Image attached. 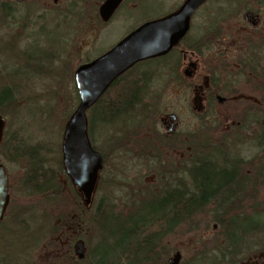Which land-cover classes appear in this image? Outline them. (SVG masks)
Returning a JSON list of instances; mask_svg holds the SVG:
<instances>
[{"label":"rangeland","instance_id":"374dc122","mask_svg":"<svg viewBox=\"0 0 264 264\" xmlns=\"http://www.w3.org/2000/svg\"><path fill=\"white\" fill-rule=\"evenodd\" d=\"M28 1L34 3H22L15 7L16 17L21 19V16L27 15L33 20V24H28L25 31L21 29V26L8 23L9 20L4 16L6 11L0 5V102L13 105L12 109H0V115L5 120L3 142L0 145V163L9 174L14 199L11 204L13 229L9 236L5 234L6 241L10 242V249L8 251L0 245V259H5V262L10 264H35L34 262H37L36 264H73L74 261L67 255L69 248L72 249L70 252L73 254V245L78 239L75 237L82 238L86 252L92 249L98 250L105 235L101 228L106 217L112 212L122 215L128 212L134 214L149 212L148 206L154 203V194L166 188L159 183L168 176L167 167L164 166L158 170V166L155 165L154 173L152 172L151 163L146 161V157L151 152L154 153L153 150L144 151L139 147L130 149L129 145L114 147L113 143L122 138L124 132L119 128L95 126L90 140L93 146L105 155V163L89 208L87 212H83L86 219L83 222H75L73 219L60 220L58 231L63 232L55 233L56 224L54 223H56L57 214L63 215L70 212L71 215L72 210L79 209L73 202V188L67 182L64 183L65 178L60 168L64 126L78 104L73 79L74 70L79 64L102 54L142 22L175 10L183 0H154V2L143 0V5L141 4L138 8H132L125 3L115 11L106 24L91 21L92 15L98 14V6L95 9L92 4L95 0L91 3V0H86L83 6L73 9L71 17L66 20H63L64 12L61 10L65 5L63 0H59L58 4H55L53 0ZM231 1L233 0H208L205 5L198 7L192 16L188 32L190 40L196 39L204 20L208 22L215 20L223 27L221 35L225 37V40L216 47V53L219 50L224 52L225 48L227 53L223 56L222 62L215 63L219 66L217 71L219 77H223L225 65L234 60L240 61L243 59L241 57L249 56L251 53L246 34L249 27L242 17L246 8H251L253 11L260 9L261 28H264V0H246L247 4L241 0L237 2L238 5L231 4ZM258 1L262 2L258 3ZM220 12L224 14L221 15ZM43 13L45 16L42 22L40 15ZM42 26L43 30L40 31ZM210 35L212 36V33ZM254 36L256 37L257 34ZM258 53L261 55L258 57L260 64L264 66V49L259 50ZM51 54L57 56L56 59L48 60V55ZM208 54L214 56L212 51H208ZM203 58L187 53V59L181 64L180 73L182 74L181 71L188 60L200 61ZM236 66L238 65L234 64L228 70L232 71ZM158 70H154L150 88L153 92L147 99L149 100L147 102L154 104L156 129L161 134L167 132L162 118L169 113L177 115L180 121L176 134L164 139L167 145H160L162 150L160 156L165 165L171 159L174 160L173 163L181 159V153L173 150L175 147L173 142L177 137L182 136V133L196 134L201 126H204V131L206 132L207 128L208 132H203L202 137H198V141L213 142L221 135L220 131L225 128V123L235 118L242 110L244 103L230 100V103L219 104L215 101L201 114H197L191 106L193 78L183 76L179 84H170L167 83L169 81L167 72L160 71L159 74ZM6 86L16 88L14 96L12 90L7 89ZM53 89H58L54 97L51 92ZM255 94L258 95L259 91L256 90ZM88 115H90L89 112ZM127 134H131L135 140L141 136L133 130ZM31 146H37L39 151L30 149ZM253 146L242 144L232 153L252 156L257 152ZM16 147H25L21 149L25 150L24 155L16 154ZM32 165H39V167ZM41 170L48 176L51 175L54 183L61 184V192L52 191L54 197L56 193L57 201H59L58 210L48 199L43 201L42 198L39 199V194H33L28 182L26 183L27 177L34 180L39 174L41 175ZM143 199L146 200L145 206L140 205ZM16 200L20 210L16 208ZM243 203L245 211L249 212L251 208L247 206L248 203L246 201ZM209 208L205 214L197 216L195 222L182 225L158 242L162 250L161 258L164 261L173 257L178 251L180 253L178 264H209L206 260L202 261L203 252H211V248L223 240L220 229L210 220ZM97 209L100 211L97 214L98 220H95V227L92 226L91 219ZM17 215L19 217L15 223ZM116 224L113 223L114 226L119 225ZM67 225L71 226L69 232L66 230ZM22 227L28 228L26 234L21 232ZM5 237L1 240L5 241ZM259 239V235H251L248 238L251 243L246 242L248 244L244 248L245 251L248 247L253 248V242L256 249L261 251L264 241ZM54 241L60 243L58 251L55 248L56 244L52 243ZM7 252L8 255H6ZM55 254L59 255L56 260H54ZM252 255V252L247 253L239 264L264 262V257L260 256L258 261L252 258ZM218 264L225 263L218 262Z\"/></svg>","mask_w":264,"mask_h":264},{"label":"trees","instance_id":"16d2710c","mask_svg":"<svg viewBox=\"0 0 264 264\" xmlns=\"http://www.w3.org/2000/svg\"><path fill=\"white\" fill-rule=\"evenodd\" d=\"M238 1L241 0H233L231 3ZM243 1L247 4L246 0ZM140 2V6L141 4L143 5V0H140ZM258 2L261 3L262 1ZM19 4L22 3L13 1L0 2L1 7L6 11L4 16L9 20L8 23L18 27L21 26V29L25 31L28 24H33V20L27 15L21 16L22 20L16 17L17 9L15 7ZM27 4L31 3L28 2ZM61 10L64 12L63 20L71 17L70 15H72L73 9L63 8ZM224 11L226 12L227 10L225 9ZM220 14L223 15L224 13L220 12ZM44 16V13L40 15L42 22ZM92 16L90 18L92 17L91 21L93 23H103L98 14ZM210 16L212 17V15ZM42 30L43 26L40 31ZM179 43L180 46L178 47L190 50L197 57L201 58L200 34L196 39L190 40L189 34L187 33ZM51 55H48V60L56 59L57 56ZM181 61V54L177 52V49L176 51L173 49L164 55L139 61L121 74L109 85L95 104L86 111L89 137L93 136L95 126H100L101 128H119L124 134L122 138L117 139L113 143L114 147L129 145L128 147L130 149L139 147L144 151L147 149L153 150L154 153L151 152L146 157V161L152 163V158L154 157V164H157L158 170L163 166L167 167L168 176L165 179L171 177V172L168 168L172 164H175L172 162L174 160L171 159L170 162L168 161L164 165L162 156H160L162 155L160 145H167L164 139L166 137H173L176 133L166 132L165 134H161L158 132L154 119V104L147 102L149 101L147 99L150 98L149 95L153 92L150 88L152 87L154 70L159 69L157 71L158 73L160 71L167 72L166 76L169 75L168 80L170 81L167 83L179 84V80L184 76L179 70ZM153 64L155 69H153ZM194 82H198V78ZM7 89L12 90L14 96V89L16 88L8 87ZM57 90L53 89L51 91L53 97L56 95ZM151 101L153 102V100ZM12 106V104L0 102V109H12ZM88 112L90 115H88ZM194 112L201 114L196 111ZM257 123L260 124L259 118L257 119ZM203 127L201 126L196 134L182 133V136H176V141L173 142V146L175 145L173 148L174 151H185L184 157L178 161L188 164L185 172L187 184L184 192L187 195V199H182L181 194L183 192L181 189L183 188L180 187L181 189L178 188V190L176 188L173 193L166 192L164 194L169 195V199L161 197L163 192L160 191L157 194L158 196H156L158 200L156 199L157 201L155 203L148 206L149 212L145 214L128 212V214L122 215L112 212L102 224L103 229L101 228V231L105 235L103 236L104 239L100 242L101 246H99L98 250L94 251L92 249L86 252L85 248L84 257L78 258L74 251V245L73 254L70 252L72 249L69 248L67 257H70L74 261L73 264H169L168 260L164 261L161 258L162 250L158 242L182 225H190V222H195L196 217L205 214L207 208L211 205L214 206L208 210L211 213L210 220L216 223V226L220 229L223 240L218 245L213 246L210 250L211 252H203L201 256L203 258L202 261L206 260L209 264H218V262L239 264L241 260H244L246 254L251 252L253 254L252 258L258 261L260 256L264 257V247L261 251H258L255 242L252 243V249L250 247L246 251L244 249L246 244H248L246 242L251 243L250 240L248 241V238L253 234L259 235V240L264 241V138L255 136L254 139L249 138L247 140L242 139L244 141H239V138L236 139V137H226L224 143H221L219 136L213 142L207 140L208 142L204 141L201 143L198 141V137H202L201 134L203 132H208L207 128L205 132ZM132 130L134 133L137 131V134L141 135L139 139L135 140L131 134H127ZM196 143L199 144L197 145ZM242 144L254 145L253 147H255L257 152L252 156H243L241 153L238 154L236 152L232 153L235 148L240 147ZM18 145L21 146L20 144ZM31 147L30 149L39 151L37 146ZM22 148L16 147L15 153L24 155L25 150H21ZM101 154L103 156V162L105 163V155L102 152ZM221 165L223 169L220 170ZM32 166L39 167V165ZM243 167H251L253 174H247ZM60 168L65 178L64 183L67 182L73 188V202L79 209L72 210L73 214L71 215L70 212H66L63 215L58 213L56 223H54L56 224L54 227L55 233L63 232L62 230L58 231L60 229V220L70 221L73 219L75 222L85 221L86 218L83 216V212H87L90 205L84 203L83 198L77 192L69 176L65 173L62 162ZM32 174L35 177V172ZM27 182L33 194H39V199L42 198L43 201L48 199L58 210L59 201H57L56 193L55 198L52 191L61 192V184L54 183L53 177L51 175L48 176L42 170L41 175L39 174L34 180L27 177ZM222 194L223 196H221ZM230 194L233 197L229 198L225 196ZM242 195L248 197L246 202L248 203L247 206L251 208L249 212H246L244 209V201H241V199L234 200V198L238 196L242 197ZM145 201L143 199L140 205L145 206ZM15 204L16 208L20 210V205L18 206L19 203L17 200ZM99 211L100 209H97L91 219L92 226L96 227L95 220H98L97 214ZM18 217L19 215L16 216L15 223ZM114 222L119 225L114 226ZM66 227L67 232H69L71 226L67 225ZM20 230H23L21 232L25 234L28 232V228L22 227ZM3 237H5V234ZM75 238L79 239V236ZM4 240L6 242L7 238L5 237ZM52 243H55V241ZM55 244V248L58 251L60 249V243L56 242ZM257 253L259 255L256 256ZM58 256L55 254L54 257L56 258L54 260L58 259ZM34 263L36 264L37 262ZM260 264H264V262Z\"/></svg>","mask_w":264,"mask_h":264},{"label":"water","instance_id":"95a60500","mask_svg":"<svg viewBox=\"0 0 264 264\" xmlns=\"http://www.w3.org/2000/svg\"><path fill=\"white\" fill-rule=\"evenodd\" d=\"M11 0H0L6 2ZM21 2L24 0H15ZM205 0H183L175 10L150 20H146L127 33L116 44L101 55L79 64L73 73L78 104L65 123L61 155L65 173L76 187L77 192L89 205L95 191L98 175L103 167V156L96 149L88 134L86 111L101 97L109 85L121 74L139 61L168 53L188 32L192 16ZM121 0H105L98 9L103 21L108 20ZM190 62L189 67H195ZM190 74V71L188 73ZM208 86L206 76L201 84L192 89L191 106L196 112H203V88ZM171 132L178 123V117L169 113ZM5 120L0 115V142L3 138ZM8 176L0 164V221L8 203ZM74 251L78 258L84 257V241L77 239ZM180 253L176 251L168 261L178 264Z\"/></svg>","mask_w":264,"mask_h":264},{"label":"flooded vegetation","instance_id":"af4514ba","mask_svg":"<svg viewBox=\"0 0 264 264\" xmlns=\"http://www.w3.org/2000/svg\"><path fill=\"white\" fill-rule=\"evenodd\" d=\"M13 2H17L15 0H11ZM86 0H63L64 8H71L76 9L79 6H83L84 2ZM93 0L90 1V3ZM105 0H95L92 2L94 4L95 9L98 6H101V4ZM154 2V0H152ZM208 0H205L203 4L205 5ZM28 3V0H24L18 3ZM55 4H58L59 0H53ZM34 3V2H30ZM129 4L132 8H138L140 6V0H121V2L118 4L115 11L123 4ZM259 3V2H258ZM231 4L238 5L239 3L233 2ZM235 7V5L233 6ZM85 9V8H83ZM224 9V8H223ZM115 11L112 13L111 17L103 21L101 24L108 23L112 16L114 15ZM99 15V14H98ZM100 17V16H99ZM243 19L248 24V29L246 31V34L248 35V43L250 46V55L249 56H243L240 61L235 60L233 62L228 63L225 65V71L223 77H219L217 75L218 71V65L215 63H220L223 61V56L225 53H227V48H225V51L219 50L218 53H216V47L222 44V42L225 40V37L221 35V31L223 30L222 26L217 24V22L214 21H206L201 24V32H200V39H201V51L203 58L202 60H188V62L185 64L184 68L182 69V74L185 76V78H193V80L198 78V82L192 83V89L194 86L201 84L202 79L206 76V80L208 82V86L203 88L204 93V105L205 109L208 106H212V104L217 101L219 104L223 103H230V100L240 101L244 103V106L242 110L237 114V116L233 119H230L229 122L225 123V128L221 129L220 133V139L221 143H224L226 137L233 138L236 137V139L239 138V141H244L247 139H254L255 136L264 138V66H261L260 60L258 57H261V55L258 53L259 50L264 49V39L262 37L264 36V28H261L262 24V17L260 9H257L255 11L251 10V8H246V11L242 14ZM220 20V19H219ZM222 20V19H221ZM216 23V24H215ZM211 24V25H210ZM191 26V23H190ZM134 29V28H133ZM132 29V30H133ZM190 29V28H189ZM189 32V30H188ZM187 32V33H188ZM212 33V36L210 35ZM218 34V35H214ZM257 34L255 37L254 35ZM126 35V34H125ZM222 36V37H221ZM123 38V37H122ZM228 38H226L227 40ZM228 41V40H227ZM181 43V42H180ZM180 43L178 42L176 46L171 50L177 49V52L181 54L182 61H185L187 59V53H191L193 55L194 53L190 50L178 47L180 46ZM116 44V43H115ZM114 45V44H113ZM112 45V46H113ZM111 46V47H112ZM110 47V48H111ZM109 49V48H108ZM107 49V50H108ZM105 50V51H107ZM104 51V52H105ZM208 51H212L214 56H209ZM103 52V53H104ZM101 55V54H100ZM219 57V58H218ZM96 58V57H94ZM93 59V58H92ZM89 59V60H92ZM236 59V57H235ZM87 60V61H89ZM85 61V62H87ZM190 62H195V67H189ZM84 63V62H83ZM201 63V64H200ZM234 64H237L235 68H233L232 71L228 70V68H232ZM181 69V66L179 70ZM190 71V74H186ZM259 91V94L256 95L255 91ZM235 106H237L234 103ZM166 117V116H165ZM162 118V123L166 130L170 127V119L169 118ZM260 118V124L257 123V119ZM180 124L179 118L178 123L176 126L173 127L172 131L169 133H175L178 126ZM226 135V136H225ZM244 139V140H242ZM2 141V140H1ZM264 141V140H263ZM1 143V142H0ZM262 143V142H261ZM263 144V143H262ZM264 149V147H263ZM176 152L181 153L180 158L184 157L185 151L181 152V150H176ZM151 163V170L154 173V167L157 164H154V157L152 158ZM2 164V163H0ZM3 165V164H2ZM4 166V165H3ZM104 166V162H103ZM188 168V164L186 162H176L175 164H172L168 170L170 169V176L169 178L165 179L163 178L161 183H159L162 186H165L161 192H163V195L161 197L169 199V195H164L166 192H175V189L182 187L181 191L183 192L181 194L182 199H187V195H185V186L187 184V181L185 179V172ZM244 168V167H243ZM6 169V168H5ZM103 169V167H102ZM101 169V170H102ZM223 169L222 165L220 167V170ZM100 170V172H101ZM244 171L247 174H253V170H251V167L244 168ZM100 172L98 175V179L100 176ZM7 176H8V194L9 199L8 203L6 205V208L4 210L2 219L0 221V239L3 238L4 234H11L13 229V213H12V191H11V183L9 174L6 170ZM223 173V172H221ZM98 184V180H97ZM249 184V183H248ZM97 187V185H96ZM178 189V190H179ZM96 190V188H95ZM95 192V191H94ZM158 194V193H157ZM157 194H154V203L158 200L156 196ZM94 195V193H93ZM92 195V197H93ZM166 196V197H165ZM223 196V194L221 195ZM226 197H233L232 194L225 195ZM157 199V200H156ZM235 199H241V201L248 200V197L246 195L238 196ZM0 245L4 246V248H7L8 251L10 249V242L9 241H2L0 240ZM8 255V252L6 253ZM0 264H10V262H5V259H0Z\"/></svg>","mask_w":264,"mask_h":264}]
</instances>
